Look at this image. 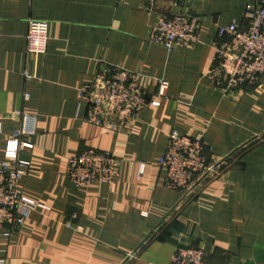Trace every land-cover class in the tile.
<instances>
[{
    "label": "crops",
    "instance_id": "0c3cea01",
    "mask_svg": "<svg viewBox=\"0 0 264 264\" xmlns=\"http://www.w3.org/2000/svg\"><path fill=\"white\" fill-rule=\"evenodd\" d=\"M249 1L0 0V159L33 116L34 131L20 136L29 167L18 187L44 206L0 234V264H169L188 246L213 264H264V74L232 92L209 77L216 28L241 23ZM178 13L198 17V40L172 51L152 43L158 18ZM28 20L48 25L36 63L26 57ZM103 64L138 73L153 98L168 82L158 105L119 131L83 119L79 89ZM173 130L201 140L217 166L195 191L165 185L159 159ZM83 147L113 152L114 182L69 180L67 158Z\"/></svg>",
    "mask_w": 264,
    "mask_h": 264
},
{
    "label": "built area",
    "instance_id": "2783aa9c",
    "mask_svg": "<svg viewBox=\"0 0 264 264\" xmlns=\"http://www.w3.org/2000/svg\"><path fill=\"white\" fill-rule=\"evenodd\" d=\"M143 1L152 8L157 0ZM149 40L168 51L193 44L198 40V17L183 13L162 15L152 27ZM47 41V22L28 20L27 59L36 63L45 54ZM212 47L214 55L209 77L217 88L232 92L246 86H259L264 74V0L246 3L241 23L218 26ZM167 86L166 80H159L155 97H150L141 86L138 73L103 64L94 80L79 89L80 100L85 104L83 119L106 130L119 131L135 119L144 106H157L158 98L164 95ZM24 97L28 98V94ZM23 123L22 128L6 140L4 158L0 159V234L5 235L16 233L35 208L44 207L26 199L18 187L29 167L19 156L20 136L34 131L33 116L25 114ZM120 164L111 150L83 147L67 158L66 175L79 186L93 182L110 184L118 177ZM159 165L165 175L166 187L182 193L195 191L217 172V166L204 154L201 140L176 130L168 134ZM169 264L213 263L207 260L202 249L188 246L177 248Z\"/></svg>",
    "mask_w": 264,
    "mask_h": 264
}]
</instances>
